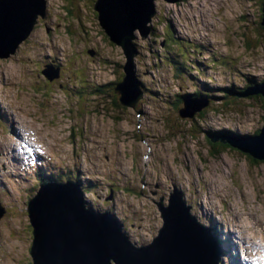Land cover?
<instances>
[{
  "label": "rangeland",
  "instance_id": "1",
  "mask_svg": "<svg viewBox=\"0 0 264 264\" xmlns=\"http://www.w3.org/2000/svg\"><path fill=\"white\" fill-rule=\"evenodd\" d=\"M20 1L26 7L19 10L28 17L40 5L46 15H38L36 27L24 39L27 44L20 42L17 53H9L13 40L0 42V201L5 207L0 217V264H30L27 247L31 239L24 232L29 220L23 212L32 197L27 202L28 191L23 195L19 188L32 172H24L25 177L18 170L13 161L17 157L12 160L10 154H17L21 145L8 142L10 135L17 136L18 127L34 131L41 143L53 138L43 163L48 170L65 168L67 178H77L76 184L81 180L85 186L87 178L95 180L80 199L85 218L96 212L102 221L99 213L110 211L135 246L158 235L161 218L155 200L167 198L173 186L181 190L185 204L192 206L191 214L200 220L205 230L200 232L213 245L221 264H232L233 247L240 242L264 240V160L251 159L235 148L216 151L211 139L217 135L209 134L229 129L235 133L220 136L242 133L251 137L263 129L262 95L238 97L232 91L228 97L222 93L227 88L244 92L264 82V30L253 24L260 17L261 0H139L147 25L139 28L141 20L132 16L136 22L120 35L123 43L133 42L126 51L132 57L136 80L126 83L128 107L119 113L109 96H100L94 88L114 80L111 68L126 62L123 48L102 32L103 14L99 13L98 20L93 10L98 0H70V11L68 0ZM115 3L129 10L134 7L131 0ZM114 15H118L114 9L107 13L108 19H115ZM3 22L10 23L9 14ZM22 24L14 36L21 33ZM180 57L192 64L186 63L191 70L175 76L173 68L171 80L168 71ZM47 59L46 64L60 75L44 87L46 78L40 69ZM197 70L204 73L200 79ZM79 77H85V84ZM143 84L146 94L139 98ZM196 84L197 102L202 101L190 104L196 109L193 116L183 112L186 105L182 107L186 115L181 117L175 99L192 93ZM158 86L167 89L170 102L164 103ZM129 98L143 99L138 110ZM79 100L81 106L76 103ZM201 110L203 114H198ZM50 180L57 196L52 198L54 204L45 206L54 214L64 210L63 198L58 195L57 179ZM26 186H31V180ZM78 221L74 226L81 230ZM86 232L91 233L89 228ZM229 233L235 236L233 241L225 238ZM78 252L89 264H99L94 251ZM259 255L264 258V249Z\"/></svg>",
  "mask_w": 264,
  "mask_h": 264
},
{
  "label": "water",
  "instance_id": "2",
  "mask_svg": "<svg viewBox=\"0 0 264 264\" xmlns=\"http://www.w3.org/2000/svg\"><path fill=\"white\" fill-rule=\"evenodd\" d=\"M16 1L17 0H0V12L5 11L3 15L0 16V30H6L5 28H2V26H8L12 27L14 34H16L20 24L25 21V23L21 25V33L14 36L15 38L12 44L8 46L9 53L12 54L17 51L19 43L26 39L32 31L37 22L38 15L41 17H44L45 15V7H41L42 5H40L33 11L31 17H28L26 12H21L19 8H17L16 5L18 3ZM166 1L178 2L179 0ZM97 5L98 7L95 8V10L98 11V20L100 12H102L104 18V21L101 20L102 29L110 37L111 41L123 48L124 53L126 54V62L124 63V70L126 74L122 77L121 81L116 83L117 90H115L116 92L118 91L117 93L120 92V100L126 105L124 101L126 97H124L122 87L128 82V80L135 79L136 72L132 62V57L126 51V48L133 45V42L128 41L123 43L120 40V35L126 33L134 19L132 16L128 15L129 6L117 5L115 0H98ZM262 8V25L264 26V6ZM112 9L116 10L119 14L120 21L119 18L116 17L115 19H108L107 13H110ZM5 14H9V24L3 22V18L6 16ZM118 24L120 25V29L116 28V25ZM137 24L139 25V28L147 25L144 18ZM2 41H6V39H0V42ZM42 73L49 80H53L59 75L58 70L53 69L49 65H46V67L42 70ZM140 94L141 91L139 89V97ZM253 94H259L264 97V82L239 93L238 97ZM135 101V99L129 98V102L132 106L135 104ZM194 110L196 109H192L190 111V116L194 114ZM180 115L185 116L186 114H184L181 110ZM211 140L235 145L248 152L254 158L264 160V126L262 131L255 136L215 137ZM52 183L48 181L40 183V188L30 199L26 208L29 223L32 227L30 256L33 264H59L65 257L64 252H59L58 258L55 259L45 248H39L42 243L40 235L42 233H48L50 235L53 234V231L50 229V223L55 224L54 218L57 216H54V214L58 215L62 211L60 208L58 212L53 214V212L51 213L49 209L46 210L47 207L45 204H54L52 202L54 193L49 191ZM68 184L69 182L61 184V186H66ZM66 195L67 197H64L63 199V209L72 211L75 218L69 225H67V228L71 230V236H67L65 241L71 242L74 240L72 242V247L83 253H87L90 250L94 251L99 264H110L112 261L115 264H157V261H162L164 264H219L221 261V258L218 253L215 252L209 239L207 240L206 237L201 234L200 230L202 232H205V230L200 226V224L197 223L198 225H191L187 219L184 220V216L180 212V206H183V203L178 197L176 207L174 208L175 210L172 212V218L174 221L172 223L169 222L168 226L163 224L161 229L158 231V235H155L149 243L141 244L137 247L127 238L123 237V233H119L121 231V225L116 221V217L113 216L110 211H101L99 213L102 221L98 220L96 212L91 213V218H85L82 206L83 203L82 201L80 202V195H76L75 197L68 195V193H66ZM170 198V200H172L175 196L170 194ZM157 203L163 205L162 197L159 201H157ZM69 206H72V208L69 209ZM166 208L167 207L164 206L163 210H166ZM42 212L47 214V216L51 215L52 217L47 220L43 219ZM3 213L4 208L1 207L0 217ZM77 219H79L78 223L81 224V230L74 226ZM102 225L104 227H102ZM88 228L91 233L86 232ZM84 233L85 235H83ZM101 239L102 241H100ZM43 241L45 242L44 239ZM86 243L89 244L86 245ZM197 246L198 249L196 248ZM37 249L40 250L38 251ZM199 250L201 251L200 254L198 253ZM138 251L141 253H138ZM76 263V259L73 262H70V264Z\"/></svg>",
  "mask_w": 264,
  "mask_h": 264
},
{
  "label": "trees",
  "instance_id": "3",
  "mask_svg": "<svg viewBox=\"0 0 264 264\" xmlns=\"http://www.w3.org/2000/svg\"><path fill=\"white\" fill-rule=\"evenodd\" d=\"M263 1V3H264V0H262ZM67 3H68V8H67V11H70L71 9H72V4H71V2H70V0H68L67 1ZM263 6V5H262ZM262 6H261V10L258 8V12L260 11V13H259V19L257 20V21H255L254 20V22H253V24H257L258 23V25H259V27L262 29V30H264V26L262 25V12H263V10H262ZM93 10L95 11V15L98 17V11L97 10H95V8H93ZM75 12V11H74ZM102 32L104 33V34H106L105 33V31L102 29ZM107 35V34H106ZM107 37L110 39V37L107 35ZM111 40V39H110ZM164 61H165V59H164ZM124 68H125V66H124V64H122V65H120L118 68H111L113 71H114V73H116V77H115V74H113V75H111V76H113L114 78H112V79H114V80H112V81H109V82H106L105 84H102V85H97L98 87L96 88V87H94L96 90H97V92L98 93H100V96H103V94H105V95H108L109 96V100H110V104L115 108V110H116V112L117 113H119L120 111H122V110H124V111H126V109H127V105H125V104H123L122 103V101L120 100V92L119 93H117L115 90H117V86H116V82H117V80H120L121 79V77H123L125 74H126V72H125V70H124ZM184 68H187L186 67V65H184V64H179V65H176L175 66V69L177 70V71H181L182 69H184ZM81 78V77H80ZM109 79H111V78H109ZM252 79H250V81H251ZM249 84H251V83H249ZM92 86V85H91ZM102 86V87H101ZM143 89H145V86H144V84H143ZM149 90H151V87H149ZM148 91V90H147ZM232 91H234L235 92V95L236 96H238L237 95V93L238 92H242V90H232L231 88H227L226 90H224L222 93L223 94H227L228 95V97H231L232 96V94H233V92ZM195 95H197L198 93L197 92H195L194 93ZM185 97H186V95H184V97H182V95H180V96H177V99H175V103H174V105L175 106H177V108H181L182 106H183V102L185 101ZM231 102L233 101V100H230ZM261 101H262V103H261V108L263 109V112H264V99H262L261 98ZM168 102H170V100L168 99V101H167V103ZM78 105H80L81 106V100H79L78 102H76ZM227 104H229L230 102H226ZM140 105H141V103H140V100L138 101V103H137V105H136V107H135V109L137 110L139 107H140ZM179 109H178V111H177V114L180 116V111H179ZM198 114H203V110H201ZM193 116V115H192ZM263 117H264V113H263ZM194 128H195V130H199L200 128L198 127V125L197 124H195V126H194ZM260 130H261V128L259 129V130H257L255 133H260ZM225 133H235V131H231V130H229V129H226V130H220V131H217V132H213V135H212V132H209V134H210V136L211 137H213L214 135H217V136H219L220 137V135H222V134H225ZM212 143L215 145V147H216V151H219V150H226V149H232V148H235V149H237L238 151H240V152H242V153H244V154H246L247 156H249L251 159H255L253 156H251L248 152H244V151H242V150H240V149H238V148H236V146H233L232 144H229V143H226V142H220V141H212ZM222 143H224V144H226V146H223L222 145ZM227 147H229V148H227ZM230 149V150H231ZM131 170H132V172H136V170L137 169H134V168H131ZM64 173H66V171L65 172H62V171H59V172H55V171H48V170H44V169H40V168H38L37 167V169H36V176L39 178V181H44V180H47V179H57V180H61V177L60 176H62ZM138 195H139V193H138ZM27 226H29V224L27 225ZM30 228V230H32V227H29ZM31 232V231H30ZM32 236V235H31ZM232 241H233V239H232ZM234 253L232 254V257L235 259V260H237L236 259V255H235V251H233ZM232 258V260H233V262L235 263V260ZM28 262H30V260H28Z\"/></svg>",
  "mask_w": 264,
  "mask_h": 264
},
{
  "label": "bare ground",
  "instance_id": "4",
  "mask_svg": "<svg viewBox=\"0 0 264 264\" xmlns=\"http://www.w3.org/2000/svg\"><path fill=\"white\" fill-rule=\"evenodd\" d=\"M16 2L18 3L16 5L17 8L26 7V4L24 2H21L20 0H17ZM131 2L134 6L132 10H135V13L133 14L132 10H129L128 15L139 18L142 21V19L144 18V12H140L139 8L143 6V3L140 2L139 0H131ZM4 12L5 11L0 12V16L3 15ZM119 17H120L119 14L116 15V18ZM2 28H5L6 30L4 31L0 30V39L14 40L15 37L13 35L14 34L13 28L8 26H2ZM123 86H125V84ZM71 208L72 206H69V209ZM42 217L43 219L47 220L48 218L51 217V215L46 216V214L42 212ZM74 218L75 216L72 211L63 210L57 215V217L54 218L55 224L50 223V229L53 231V234L50 235L48 233H42L40 235V238L42 239V243L39 246L40 249L45 248L47 252L51 254V256L55 259L58 258L59 252L65 253L64 259L61 260L59 264H70V262H73L75 259L77 260L76 264H89V259L87 257H84L82 253L80 254L78 250L72 247V242L74 240H72L71 242L65 241V239H67V236H71V230L67 228L68 227L67 225H69L74 220ZM57 224H59L60 226L55 227ZM83 235H85V233ZM43 239L45 240V242L43 241ZM196 248L198 249V246ZM198 253L200 254L201 251L199 250Z\"/></svg>",
  "mask_w": 264,
  "mask_h": 264
},
{
  "label": "clouds",
  "instance_id": "5",
  "mask_svg": "<svg viewBox=\"0 0 264 264\" xmlns=\"http://www.w3.org/2000/svg\"><path fill=\"white\" fill-rule=\"evenodd\" d=\"M175 3H176V2H175ZM263 6H264V5H263ZM263 6H262V7H263ZM26 39H27V38H26ZM25 41H26V40H23L22 43H24ZM22 43H21V44H22ZM175 70H176V69H175ZM182 70H184V71L187 73V72H189L191 69H190V68H185V69H182ZM176 72H177V74H176L175 76H177L181 71L179 72V71L176 70ZM173 73H174V71H173ZM186 96H187V95H186ZM241 134H242V133H241ZM242 135H243V134H242ZM243 136H244V135H243ZM222 137H227V136L224 135V136H222ZM245 137H246V136H245ZM233 146H234V145H233ZM179 206H180V205H179ZM159 230H160V229L158 228L157 231H159Z\"/></svg>",
  "mask_w": 264,
  "mask_h": 264
},
{
  "label": "flooded vegetation",
  "instance_id": "6",
  "mask_svg": "<svg viewBox=\"0 0 264 264\" xmlns=\"http://www.w3.org/2000/svg\"><path fill=\"white\" fill-rule=\"evenodd\" d=\"M261 4H262V5H264V3H263V1H262V0H261ZM260 98H261V96H260Z\"/></svg>",
  "mask_w": 264,
  "mask_h": 264
}]
</instances>
